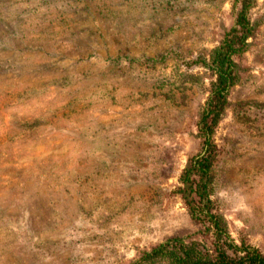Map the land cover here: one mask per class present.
<instances>
[{"label": "rangeland", "instance_id": "rangeland-1", "mask_svg": "<svg viewBox=\"0 0 264 264\" xmlns=\"http://www.w3.org/2000/svg\"><path fill=\"white\" fill-rule=\"evenodd\" d=\"M243 8L210 198L264 253V0H0V264H128L173 236L212 248L182 177L210 54Z\"/></svg>", "mask_w": 264, "mask_h": 264}, {"label": "trees", "instance_id": "trees-1", "mask_svg": "<svg viewBox=\"0 0 264 264\" xmlns=\"http://www.w3.org/2000/svg\"><path fill=\"white\" fill-rule=\"evenodd\" d=\"M245 11L244 8L241 10L236 25L210 54L215 84L207 106L199 116L203 151L192 158L182 177L183 181L190 183L186 204L191 218L203 228L212 248L197 240L173 236L143 251L128 264H264V253L258 248L243 239L234 240L225 216L213 209L210 198L212 158L216 150L211 133L224 108L227 89L235 80L232 55L244 46L249 33Z\"/></svg>", "mask_w": 264, "mask_h": 264}]
</instances>
